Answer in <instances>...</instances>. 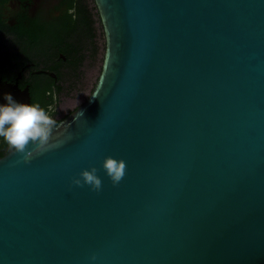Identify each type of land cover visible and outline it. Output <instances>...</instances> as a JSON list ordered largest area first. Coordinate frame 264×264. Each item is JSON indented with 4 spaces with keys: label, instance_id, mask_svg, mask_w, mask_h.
<instances>
[{
    "label": "water",
    "instance_id": "obj_1",
    "mask_svg": "<svg viewBox=\"0 0 264 264\" xmlns=\"http://www.w3.org/2000/svg\"><path fill=\"white\" fill-rule=\"evenodd\" d=\"M93 1L102 63L72 137L0 157V264H264V0ZM89 165L99 192L71 184Z\"/></svg>",
    "mask_w": 264,
    "mask_h": 264
},
{
    "label": "flooded vegetation",
    "instance_id": "obj_2",
    "mask_svg": "<svg viewBox=\"0 0 264 264\" xmlns=\"http://www.w3.org/2000/svg\"><path fill=\"white\" fill-rule=\"evenodd\" d=\"M101 29L93 0H0V85L64 119L90 94L88 71H100Z\"/></svg>",
    "mask_w": 264,
    "mask_h": 264
},
{
    "label": "clouds",
    "instance_id": "obj_3",
    "mask_svg": "<svg viewBox=\"0 0 264 264\" xmlns=\"http://www.w3.org/2000/svg\"><path fill=\"white\" fill-rule=\"evenodd\" d=\"M4 101L0 103V142L19 156L17 163L29 164L35 157L62 147L72 137L68 124L63 133L58 131L64 123L56 118L57 109L54 106L18 101L10 93H4ZM126 167L122 158L113 156H105L100 162V169L114 186L124 178ZM71 184L80 187L87 185L95 192L102 189V179L95 165L81 168L71 178ZM96 262L97 255L93 252L88 256L87 264Z\"/></svg>",
    "mask_w": 264,
    "mask_h": 264
},
{
    "label": "rangeland",
    "instance_id": "obj_4",
    "mask_svg": "<svg viewBox=\"0 0 264 264\" xmlns=\"http://www.w3.org/2000/svg\"><path fill=\"white\" fill-rule=\"evenodd\" d=\"M101 33H102V29H101ZM102 44H103V41H102ZM103 46H102V49H101V52L103 53ZM101 53V54H102ZM101 62H102V59H101ZM100 68V67H99ZM99 69H98V66L95 65L93 68H91L89 71H88V80H87V84L90 83L89 85V91H88V94L89 92H91V88L93 87L97 77H98V74H99Z\"/></svg>",
    "mask_w": 264,
    "mask_h": 264
},
{
    "label": "trees",
    "instance_id": "obj_5",
    "mask_svg": "<svg viewBox=\"0 0 264 264\" xmlns=\"http://www.w3.org/2000/svg\"><path fill=\"white\" fill-rule=\"evenodd\" d=\"M5 145H6L5 143L0 144V157L5 155L7 152H9V150H4Z\"/></svg>",
    "mask_w": 264,
    "mask_h": 264
}]
</instances>
